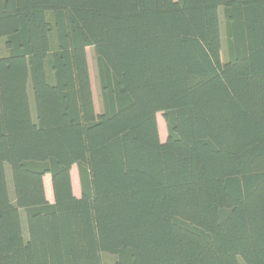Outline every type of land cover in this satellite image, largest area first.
<instances>
[{
  "label": "trees",
  "instance_id": "1",
  "mask_svg": "<svg viewBox=\"0 0 264 264\" xmlns=\"http://www.w3.org/2000/svg\"><path fill=\"white\" fill-rule=\"evenodd\" d=\"M0 39V264H264V0H0Z\"/></svg>",
  "mask_w": 264,
  "mask_h": 264
},
{
  "label": "rangeland",
  "instance_id": "2",
  "mask_svg": "<svg viewBox=\"0 0 264 264\" xmlns=\"http://www.w3.org/2000/svg\"><path fill=\"white\" fill-rule=\"evenodd\" d=\"M219 17H220V23H221V41H222V54L224 55V36H223V17L221 9L219 10ZM4 48L3 41L0 39V51H2ZM86 57L88 62V70H89V77H90V83H91V90H92V96H93V105L96 113H100L102 110V104H101V95H100V88H99V82H98V76H97V68H96V59H95V53L94 49L92 47L86 48ZM30 103L33 106L32 98H30ZM157 119V127L159 132V137L161 141H165L167 136V129H166V123L162 117V113L158 112L156 115ZM7 174L8 178L10 177V169L7 166ZM71 182H72V190L75 195H80V186H79V180H78V172H77V166L73 165L71 167ZM9 188H10V196L13 197V187L10 181ZM44 188L46 197L49 201H53V194H52V188H51V182H50V175L46 174L44 176ZM20 220L22 228L24 229V233L27 235V229H26V218L24 212L20 211ZM102 264H115L116 257L109 253H102Z\"/></svg>",
  "mask_w": 264,
  "mask_h": 264
}]
</instances>
